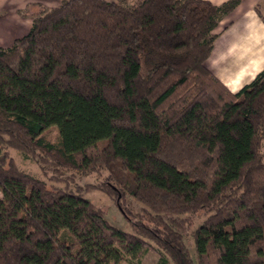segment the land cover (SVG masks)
I'll list each match as a JSON object with an SVG mask.
<instances>
[{
  "label": "trees",
  "instance_id": "trees-1",
  "mask_svg": "<svg viewBox=\"0 0 264 264\" xmlns=\"http://www.w3.org/2000/svg\"><path fill=\"white\" fill-rule=\"evenodd\" d=\"M127 1L63 0L0 47V264H193L194 216L197 264H264V69L233 92L205 64L240 0ZM8 148L96 178L49 187ZM84 186L138 204L131 231Z\"/></svg>",
  "mask_w": 264,
  "mask_h": 264
},
{
  "label": "crops",
  "instance_id": "crops-1",
  "mask_svg": "<svg viewBox=\"0 0 264 264\" xmlns=\"http://www.w3.org/2000/svg\"><path fill=\"white\" fill-rule=\"evenodd\" d=\"M38 1L0 0V47L11 46L29 31L39 13L23 15L19 10L25 3L34 5ZM210 1L220 4L225 0ZM261 1L240 0L214 29L218 37L205 64L233 92L250 83L264 69V21L256 11Z\"/></svg>",
  "mask_w": 264,
  "mask_h": 264
},
{
  "label": "rangeland",
  "instance_id": "rangeland-1",
  "mask_svg": "<svg viewBox=\"0 0 264 264\" xmlns=\"http://www.w3.org/2000/svg\"><path fill=\"white\" fill-rule=\"evenodd\" d=\"M63 0H49V2L45 3L43 0H39L38 3H34V5L26 4L19 10L23 15H36L39 12L46 10L48 8H54L57 7L60 2ZM132 0H128L127 2L130 3ZM259 5L261 12L264 15V0L260 2ZM32 12V14H31ZM225 17V16H224ZM223 19V18H222ZM221 19V20H222ZM43 136L50 141H56L57 139V130L55 127L48 128L44 133ZM10 154V156L13 158L15 163L22 169L28 171L30 174L35 175L36 177H39L43 179L47 186L49 187H58V188H65L68 189H75L76 185H83L88 181H94L96 177H94L92 174H72L68 171H66L65 168L61 167H55L50 165H44L40 166L37 162L36 158L32 155H23L22 152H20L17 149L14 148H8L7 149ZM259 151L262 155L263 162H264V137L261 140V145L259 148ZM85 189H82V193L85 198L89 199L94 205L97 207L102 208L105 218L114 226L125 230V231H131L129 226V221L124 214L123 210L121 208H131L133 210H136L138 204H136L130 197L126 199V201L121 202L122 205L119 204V206H122L121 208L117 206V204L114 205L112 201V198H110L107 194H105L102 191H99L98 189L90 187L89 189H86L87 186H84ZM203 220V216H194L192 218L191 224L185 231V243L188 247V250L191 254V257L193 259V264H197V258H196V252L195 247L193 244V239L191 237V231L195 229ZM158 258V254L153 251H148L144 257H142V264H155L156 260ZM126 264V263H122Z\"/></svg>",
  "mask_w": 264,
  "mask_h": 264
}]
</instances>
